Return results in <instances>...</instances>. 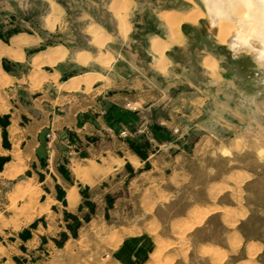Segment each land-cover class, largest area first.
Masks as SVG:
<instances>
[{"label":"crops","instance_id":"obj_1","mask_svg":"<svg viewBox=\"0 0 264 264\" xmlns=\"http://www.w3.org/2000/svg\"><path fill=\"white\" fill-rule=\"evenodd\" d=\"M42 1L47 10L32 16L36 29L0 37V118L7 121L0 122V157H8L0 168V183L15 179L18 193H33L32 207L42 208L40 215L53 207L76 210L83 188L118 192L125 183L129 190L142 193L145 206L159 208L174 195L169 183L188 182L192 173L186 163L192 153L182 148L169 153L171 142L154 134L156 146L153 150L142 146L148 155L143 158L130 145V141L143 145L142 137L121 133L144 124L169 133L178 129L185 141L187 129L199 126L207 97L174 90L176 62L170 54L186 46L181 25L192 11L152 8L161 32L149 35L144 51H137L132 15L139 0H70L73 12L60 0ZM76 25L85 38L82 44L72 39ZM59 35L64 40L48 39ZM211 60L204 55L201 61L208 74ZM4 63L14 69L6 70ZM4 127L8 146L3 144ZM127 165L136 171L132 178H127ZM121 198L127 199L116 201ZM189 207L171 224H194L209 208L199 203ZM161 241L168 245L164 256L170 258L178 242L142 229L129 235L115 255L128 264L146 263Z\"/></svg>","mask_w":264,"mask_h":264},{"label":"rangeland","instance_id":"obj_2","mask_svg":"<svg viewBox=\"0 0 264 264\" xmlns=\"http://www.w3.org/2000/svg\"><path fill=\"white\" fill-rule=\"evenodd\" d=\"M59 2L73 8L70 0ZM139 2L132 15L137 51H144L149 35L161 32L152 8L192 11L181 25L186 46L170 52L176 62L174 90L197 91L207 99L199 126L187 129L185 141L178 129L169 133L144 124L121 135H139L142 144L153 150L155 134L171 142L169 153L181 148L191 152L193 158L186 164L192 175L185 184L169 183L174 195L156 209L145 206L142 193L129 190L125 183L118 192L83 188L76 210L53 207L41 215L42 208L32 207L33 193H18L15 179L4 181L0 183V264H128L115 252L140 229L178 242L170 258L164 256L168 245L161 241L159 251L141 264H264V65H258L249 50L232 51L227 41L221 42L220 26L212 23L203 0ZM46 10L42 0H0V37L18 29L31 32L38 27L32 16ZM228 22L230 34L236 26ZM76 26L72 39L82 44L85 38ZM62 35L48 39L62 41ZM140 55L146 62L150 58ZM204 55L212 57L211 74L201 63ZM0 122L7 121L1 117ZM3 144L9 145L5 138ZM5 158L0 157V164ZM126 171L127 178L136 175L128 165ZM119 197L127 199L116 201ZM193 203L209 208L194 224L182 228L171 224L186 215Z\"/></svg>","mask_w":264,"mask_h":264},{"label":"bare ground","instance_id":"obj_3","mask_svg":"<svg viewBox=\"0 0 264 264\" xmlns=\"http://www.w3.org/2000/svg\"><path fill=\"white\" fill-rule=\"evenodd\" d=\"M203 1L206 4L207 12L212 20V23H214V25L216 24L220 26L219 39L221 40V42L227 41V45L228 47H230L232 51H239L242 49L249 50L251 52V57L254 59V61H256L258 65L263 66L264 59L262 58L259 59L257 56L262 55L264 58V0H203ZM178 17L180 16L178 15ZM227 20L231 21L232 23L228 22ZM226 21L228 22V24L229 23L235 24L234 26H236V28L233 26L235 29L234 30L232 29L233 31L230 34L227 28L228 26H226L227 24ZM177 23L175 22L173 23V25L174 24L177 25ZM252 34L253 36L251 37ZM240 35H244V36H240ZM245 35H248V39L247 38L245 39ZM97 39L100 40V38ZM100 43L102 42H99V44ZM260 51L261 53H257ZM212 64H213L212 62L208 63L209 66H212ZM212 69L213 68H211V70Z\"/></svg>","mask_w":264,"mask_h":264},{"label":"trees","instance_id":"obj_4","mask_svg":"<svg viewBox=\"0 0 264 264\" xmlns=\"http://www.w3.org/2000/svg\"><path fill=\"white\" fill-rule=\"evenodd\" d=\"M4 67H5V69L6 70H8V71H10L11 69L6 65V63H4ZM5 128V127H4ZM3 136H4V138L6 139V130L4 129V132H3ZM130 145H131V147L133 148V150L137 153V154H139L141 157H143V158H147V153L146 152H144L143 151V149H142V146H148L147 145V143H145V144H143V145H139V144H137L135 141H130ZM2 160V159H1ZM5 161V159H3L2 161H1V164H0V168H1V166H2V164H3V162Z\"/></svg>","mask_w":264,"mask_h":264},{"label":"flooded vegetation","instance_id":"obj_5","mask_svg":"<svg viewBox=\"0 0 264 264\" xmlns=\"http://www.w3.org/2000/svg\"><path fill=\"white\" fill-rule=\"evenodd\" d=\"M240 36H244V35H240ZM253 36V34L251 35V37ZM248 39V35H245V39ZM226 42V41H225ZM248 44H250V43H248ZM257 53H261V51L260 52H257ZM261 56V57H260ZM260 56H257L259 59L260 58H263V56L262 55H260Z\"/></svg>","mask_w":264,"mask_h":264},{"label":"built area","instance_id":"obj_6","mask_svg":"<svg viewBox=\"0 0 264 264\" xmlns=\"http://www.w3.org/2000/svg\"><path fill=\"white\" fill-rule=\"evenodd\" d=\"M123 133H125V132H123Z\"/></svg>","mask_w":264,"mask_h":264}]
</instances>
